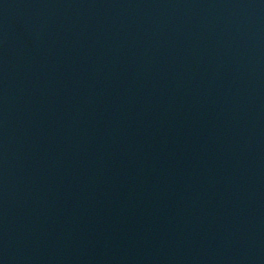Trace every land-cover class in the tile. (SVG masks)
I'll return each mask as SVG.
<instances>
[{
	"label": "water",
	"instance_id": "water-1",
	"mask_svg": "<svg viewBox=\"0 0 264 264\" xmlns=\"http://www.w3.org/2000/svg\"><path fill=\"white\" fill-rule=\"evenodd\" d=\"M0 264H264V0H0Z\"/></svg>",
	"mask_w": 264,
	"mask_h": 264
}]
</instances>
